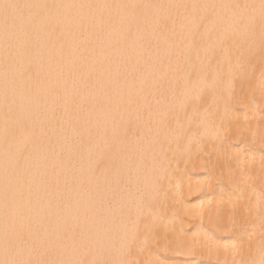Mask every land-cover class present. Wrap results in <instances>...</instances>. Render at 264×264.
I'll use <instances>...</instances> for the list:
<instances>
[{"label":"bare ground","instance_id":"6f19581e","mask_svg":"<svg viewBox=\"0 0 264 264\" xmlns=\"http://www.w3.org/2000/svg\"><path fill=\"white\" fill-rule=\"evenodd\" d=\"M0 264H264V0H0Z\"/></svg>","mask_w":264,"mask_h":264}]
</instances>
